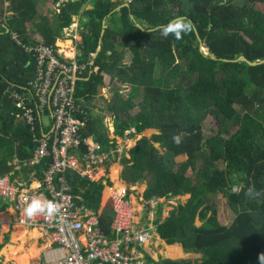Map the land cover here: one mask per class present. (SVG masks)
Returning a JSON list of instances; mask_svg holds the SVG:
<instances>
[{
	"label": "trees",
	"instance_id": "1",
	"mask_svg": "<svg viewBox=\"0 0 264 264\" xmlns=\"http://www.w3.org/2000/svg\"><path fill=\"white\" fill-rule=\"evenodd\" d=\"M44 1L0 0V175L41 178L47 162L28 165L41 134L20 120L12 95L29 92L35 63L13 34L28 45L37 43L31 41L36 34L55 45L80 20L78 60L88 69L76 89L91 116L84 134L111 146V128L95 112L99 99L113 116L116 134L132 127L133 137L158 130L130 148L122 177L146 183L145 199L190 195L158 232L169 245L203 254L202 260L155 264H264V63L238 61H264V0H49V8L41 6ZM179 17L192 23V31L180 40L161 36L158 29ZM107 82L115 87L110 99L100 96ZM209 118L218 127L211 137ZM173 135L181 137L179 145ZM69 179L100 212L105 184L71 174ZM249 187L261 195L249 198ZM220 194L236 214L231 222L222 221L212 204ZM113 219L107 205L101 223L108 235Z\"/></svg>",
	"mask_w": 264,
	"mask_h": 264
},
{
	"label": "built area",
	"instance_id": "2",
	"mask_svg": "<svg viewBox=\"0 0 264 264\" xmlns=\"http://www.w3.org/2000/svg\"><path fill=\"white\" fill-rule=\"evenodd\" d=\"M79 24L77 20L66 30L73 41L70 51L58 44L30 46L17 33L13 34L35 63V76L25 88L29 92L15 90L12 95L21 110L20 120L41 134L28 165L35 167L47 162L42 177H32V181L14 177L12 173L0 175V197L14 205L21 225L43 230L54 245L45 264H149L144 248L160 236L159 226L172 217L173 211H167L163 219L157 214V224L143 226L127 191L111 186L114 219L108 235L101 223L103 209L98 212L91 208L83 198L85 189L80 187L77 192L69 179L71 174L90 182L102 181L108 186L110 165L122 163L136 133L135 127L127 129L124 135L114 130L115 137L108 148L94 135L84 134L91 116L88 102L78 96L76 89V82L88 69L87 64L78 60L82 42ZM46 119L51 120L48 126ZM33 197L55 199L62 205L59 216L27 217L23 209ZM179 200L153 197L145 199L143 207L153 215L160 204Z\"/></svg>",
	"mask_w": 264,
	"mask_h": 264
},
{
	"label": "crops",
	"instance_id": "3",
	"mask_svg": "<svg viewBox=\"0 0 264 264\" xmlns=\"http://www.w3.org/2000/svg\"><path fill=\"white\" fill-rule=\"evenodd\" d=\"M20 39L22 40V42L24 41L22 37H20ZM31 41L35 43L37 42L36 44L44 43L43 39L37 34L31 37ZM57 44L59 46H62L64 49L67 48V51H70L71 45H73V41L70 37V32L65 31L64 38H59ZM114 130L115 125L112 126L111 129V137H115ZM150 132H152V134L149 135L148 133ZM158 133L160 132L155 129L146 130L141 136L139 135L138 138L135 139L134 143L132 142L133 144L131 143V147H133L138 142V140L142 139L143 137L152 138L153 135ZM15 168L20 169V164L16 163V161ZM123 170V163H112L110 165L109 172L111 176V181H109L108 183L109 187H104L102 209H104V207H106L107 205L111 206V191L109 190L111 186H114L119 189H125L127 191L131 200L137 207L139 215L138 221L142 223L143 226H153L154 224H157L159 220L157 218V214L159 217H162L161 219H163L167 211H174L175 208L178 207L181 202L185 203L187 201V199L184 200L185 197L183 196L179 197V202L169 201L160 204L158 208L155 209V213L153 215H150L148 214V211L143 207L145 200L144 193L148 185L146 183H142L145 185L141 186V183L132 184L131 182L126 181L122 177ZM12 174L14 176V172H12ZM16 177L21 178V176L19 175ZM32 177L36 178L32 174L28 180L32 181ZM189 198L190 196L188 197V199ZM198 224L201 226L203 223H201L199 220ZM0 243L3 245V248L0 252V264H45L47 255L54 248V245L51 243V241L46 236L43 230L39 228L33 229L28 226L21 225L18 221V213L14 205L6 202L1 197ZM144 254L147 257L149 264L159 263L162 260L179 261L190 259L191 261H193L196 259L197 261H199L203 258V254L195 252L188 253L182 244L169 245L166 241L161 238V236L155 237L151 242H149L145 246ZM182 254H184V257H181ZM188 256H190V258Z\"/></svg>",
	"mask_w": 264,
	"mask_h": 264
},
{
	"label": "clouds",
	"instance_id": "4",
	"mask_svg": "<svg viewBox=\"0 0 264 264\" xmlns=\"http://www.w3.org/2000/svg\"><path fill=\"white\" fill-rule=\"evenodd\" d=\"M192 28L193 25L190 21H187L185 17H179L171 20L166 25H162L158 30L161 36L165 38L173 36L175 39L180 40L183 38V35L190 33ZM172 140L177 145L181 143V137L179 135H173ZM245 195L249 198H255L259 197L261 192L255 190L254 187H249ZM61 208L62 205L55 199L33 197L23 209V212L29 218L43 215L45 218L51 219L59 216ZM260 259L264 262V255H261Z\"/></svg>",
	"mask_w": 264,
	"mask_h": 264
},
{
	"label": "rangeland",
	"instance_id": "5",
	"mask_svg": "<svg viewBox=\"0 0 264 264\" xmlns=\"http://www.w3.org/2000/svg\"><path fill=\"white\" fill-rule=\"evenodd\" d=\"M94 3H95V0H94ZM41 6L44 7V8H49L50 7V1L49 0H45L44 2L41 3ZM260 8L264 11V4H260ZM10 15H11V13L8 12L6 14V17H9ZM78 22L80 23L81 21H78ZM79 25H81V23ZM79 30L81 31V28ZM75 34H77L76 29L73 30V35L75 36ZM82 42H84L83 36H82ZM97 52L98 53H96L94 55V59L97 58V56L99 55V52L100 51L98 50ZM156 78L158 80H159V78H161V68L160 67L157 70ZM119 85H121L122 87H125L122 84H119ZM114 89H115V87H113L112 85H110V82H107V84L101 89L100 96L101 97H104L106 99L107 98L110 99L111 96L114 94ZM126 91H128V90H126ZM95 102L99 104L95 108L96 114L99 115L100 117H103L104 116L107 125H109V127L111 126V129H112V126H114V119H113L112 114L109 113V110L107 109L106 102L103 99L96 100ZM50 124H51V120L46 119V125L48 126ZM205 128L207 130L206 131V135L209 136V137L215 135V133H216V131L218 129L216 122L214 120L210 119V118L205 121ZM148 134L150 135V134H152V132H150ZM137 138L138 137H134L133 143H134L135 139H137ZM156 146L159 147V144H156ZM185 158L186 157H180L178 160L182 161ZM142 185H145V184H141V186ZM235 189H233V190H235ZM231 192L229 191L228 194H230ZM189 196L190 195L184 196L185 197L184 200L188 199ZM212 204H213V206H215L218 209L220 218L221 219L223 218L222 220H224V221H227L228 220V222H231L236 217V214H235L233 208H231V206L229 205L228 199L226 198V196L223 197L221 194L215 196L214 199H212ZM181 257H184V254H182ZM188 257L190 258V256H188ZM188 260H190V259H188ZM195 261H197V260L195 259L192 262H195Z\"/></svg>",
	"mask_w": 264,
	"mask_h": 264
},
{
	"label": "water",
	"instance_id": "6",
	"mask_svg": "<svg viewBox=\"0 0 264 264\" xmlns=\"http://www.w3.org/2000/svg\"><path fill=\"white\" fill-rule=\"evenodd\" d=\"M142 27L144 28V26L142 25ZM102 41V40H101ZM101 49H102V46H99V48H98V50L99 51H101ZM202 51L203 52H205L206 51V49H205V47L203 46L202 47ZM98 53V52H97ZM210 56L212 57V54H210ZM213 58H215V57H213ZM226 61H228V60H226ZM238 61H246V62H248L250 65H252V66H256V65H260V64H263L264 63V61H260V62H251L250 60H248L246 57H241ZM73 175H75V173L74 172H71Z\"/></svg>",
	"mask_w": 264,
	"mask_h": 264
}]
</instances>
